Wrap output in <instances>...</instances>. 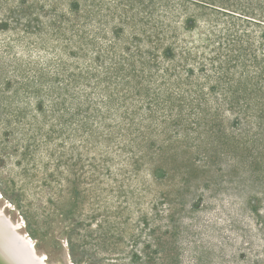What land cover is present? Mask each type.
<instances>
[{
	"label": "rangeland",
	"instance_id": "rangeland-1",
	"mask_svg": "<svg viewBox=\"0 0 264 264\" xmlns=\"http://www.w3.org/2000/svg\"><path fill=\"white\" fill-rule=\"evenodd\" d=\"M0 196L47 264H264V0H0Z\"/></svg>",
	"mask_w": 264,
	"mask_h": 264
},
{
	"label": "bare ground",
	"instance_id": "bare-ground-1",
	"mask_svg": "<svg viewBox=\"0 0 264 264\" xmlns=\"http://www.w3.org/2000/svg\"><path fill=\"white\" fill-rule=\"evenodd\" d=\"M11 205L6 203L0 208V261L3 264H47L44 254L38 252L33 241L20 234V226L6 215Z\"/></svg>",
	"mask_w": 264,
	"mask_h": 264
},
{
	"label": "water",
	"instance_id": "water-1",
	"mask_svg": "<svg viewBox=\"0 0 264 264\" xmlns=\"http://www.w3.org/2000/svg\"><path fill=\"white\" fill-rule=\"evenodd\" d=\"M0 264H3V263L0 261Z\"/></svg>",
	"mask_w": 264,
	"mask_h": 264
},
{
	"label": "trees",
	"instance_id": "trees-1",
	"mask_svg": "<svg viewBox=\"0 0 264 264\" xmlns=\"http://www.w3.org/2000/svg\"><path fill=\"white\" fill-rule=\"evenodd\" d=\"M247 17V16H246Z\"/></svg>",
	"mask_w": 264,
	"mask_h": 264
}]
</instances>
